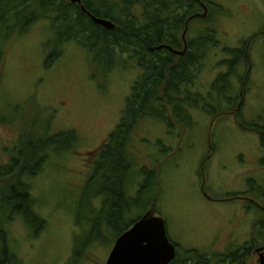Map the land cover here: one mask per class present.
Wrapping results in <instances>:
<instances>
[{"label": "rangeland", "instance_id": "1", "mask_svg": "<svg viewBox=\"0 0 264 264\" xmlns=\"http://www.w3.org/2000/svg\"><path fill=\"white\" fill-rule=\"evenodd\" d=\"M204 2L226 11L213 14L222 47L205 59L199 89L208 91L225 71L223 47L240 48L251 39L250 71L245 64L239 71L250 72L252 87L238 97L239 103L245 97L241 111L211 115L189 109L192 127L170 129L147 119L132 144L136 169H159V183L153 184L147 172L139 193L134 183L142 176L135 173L134 182L125 185L139 204L114 225L102 221L96 207L102 204L101 192L117 182L108 171L95 176L99 161L92 153L119 124L140 68L124 62L102 76L89 52L75 42H67L48 65L57 32L45 19L8 38L0 83V163L9 159L25 127L39 128L49 117L50 133L74 130L78 136L73 150L53 149L44 171L31 181L36 210L47 227L38 231L40 226L23 214L8 225L19 264H106L120 230L148 210L165 219L181 255L189 248L222 253L253 238L256 223L264 220V147L236 113L246 122L264 124V0ZM204 26L194 22L188 35L201 36ZM250 259L260 264L258 248Z\"/></svg>", "mask_w": 264, "mask_h": 264}, {"label": "trees", "instance_id": "2", "mask_svg": "<svg viewBox=\"0 0 264 264\" xmlns=\"http://www.w3.org/2000/svg\"><path fill=\"white\" fill-rule=\"evenodd\" d=\"M82 2L95 16L111 19L115 28L106 29L97 24L70 0H0V83L8 38L13 33L27 32V27L42 19L49 20V27L57 32L55 52L49 56L48 65L61 56L67 42H75L89 52L91 63L101 69L102 76L124 62L134 61L136 67L140 68L141 73L126 99L119 124L105 143L92 153L99 161L95 176L108 171L117 182L116 188L108 187L101 192L102 204L96 207L101 220L114 225L139 204L137 195H130L132 188L125 185L134 182L135 173L142 176L140 183H134L139 193L144 190L147 172L153 184L159 183V169L148 170L141 166L142 172L136 169L137 159L132 144L146 120L156 119L170 129H174V124L188 128L194 124L191 109H201L211 115L241 111L245 97L240 103L238 97L250 91L252 82L250 72L245 75L239 70L250 58L247 60L245 57L247 42L240 48L223 47L225 57L220 63L225 66V71L216 75L208 91L202 90L198 85L201 84L205 59L213 49L222 47L218 28L213 24V14L224 13V7L214 2H204L208 13L204 17L197 15L190 24L191 29L194 22H203V34L197 38L190 36L187 52L174 55L168 50L158 49V46L163 43L175 48L182 46L181 34L186 19L194 13L203 12L199 0ZM173 4L177 5L178 13L172 12ZM238 89L243 90L241 95ZM236 115L244 129L259 135L264 147V124L246 122L240 112ZM3 119L4 116L0 114V120ZM46 122L39 128L25 127L19 141L11 149L9 159L0 163V264H19L8 225L21 214L31 223L39 225L38 231L47 227L46 219L36 210L31 181L44 171L54 153L53 149L73 150L78 141L74 130L50 133L51 117ZM232 195L240 197L242 194ZM148 203L153 204V201ZM136 221L126 225L117 236ZM254 229L253 238L243 245H232L222 253L189 248L183 255L178 251L170 264H253L250 259L253 252L256 248L264 247V220L257 222Z\"/></svg>", "mask_w": 264, "mask_h": 264}, {"label": "water", "instance_id": "3", "mask_svg": "<svg viewBox=\"0 0 264 264\" xmlns=\"http://www.w3.org/2000/svg\"><path fill=\"white\" fill-rule=\"evenodd\" d=\"M93 19L106 29L115 28V23L110 19L96 16ZM177 252V245L170 239L165 219L153 210H148L118 236L106 264H170ZM258 252L260 264H264V247L258 248Z\"/></svg>", "mask_w": 264, "mask_h": 264}, {"label": "flooded vegetation", "instance_id": "4", "mask_svg": "<svg viewBox=\"0 0 264 264\" xmlns=\"http://www.w3.org/2000/svg\"><path fill=\"white\" fill-rule=\"evenodd\" d=\"M75 4L79 5V8L81 9V11L83 13L87 14L90 18H92V20H94L93 16H95V15L91 11H89L88 9L85 8V5L83 4L82 0H81L80 3L77 2ZM199 4H200V6H202L203 12L194 13V14L190 15L186 19V22L184 24L185 28H184V30H183V32L181 34V36H182V46L175 48L171 44L163 43V44L158 46V49H160V50H168V51L172 52L174 55H182V54L187 52L188 44H189V40H190V36L188 35V32H189L190 24L192 22L191 20H193L197 15H199L201 17H204L208 13V7L205 5V3L199 0ZM172 12L173 13H178V7H177L176 4H173ZM250 41H252V39ZM250 41H246L247 42V50H246V56L245 57L247 58V60H248V57L250 58V55H249L250 54V48H252V46L248 45ZM246 65H249L250 68H251L252 63H251L250 59L247 61ZM256 253H257V251H256Z\"/></svg>", "mask_w": 264, "mask_h": 264}]
</instances>
